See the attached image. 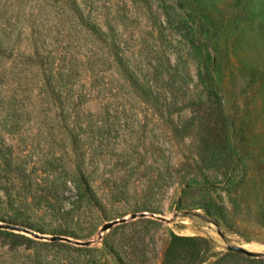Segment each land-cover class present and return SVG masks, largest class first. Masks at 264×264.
Here are the masks:
<instances>
[{
	"label": "rangeland",
	"instance_id": "1",
	"mask_svg": "<svg viewBox=\"0 0 264 264\" xmlns=\"http://www.w3.org/2000/svg\"><path fill=\"white\" fill-rule=\"evenodd\" d=\"M0 264H264V0H0Z\"/></svg>",
	"mask_w": 264,
	"mask_h": 264
},
{
	"label": "trees",
	"instance_id": "2",
	"mask_svg": "<svg viewBox=\"0 0 264 264\" xmlns=\"http://www.w3.org/2000/svg\"><path fill=\"white\" fill-rule=\"evenodd\" d=\"M123 75L127 81H129V86L131 87L132 92L134 93L135 97L142 102L146 103L147 105L152 106L156 111L160 113H167L169 115L173 114L174 112L181 111L184 108L191 107L192 110L195 112V106L197 105L196 99H190L184 104L179 105L178 103H173L172 105L168 104H159L156 97H154L153 92L143 83H141L140 79L137 77V74L134 73L132 70L127 71V69H123ZM198 76L200 83L204 86L206 90H209L210 93L218 94L219 86L218 82L214 79L212 72H202L198 71ZM79 96V95H78ZM78 96L76 99H79ZM69 101V110L74 111L76 106L78 105L77 101L72 94L68 97ZM169 106V107H168ZM163 107H166L165 109ZM79 118V116H77ZM98 201V198L95 199Z\"/></svg>",
	"mask_w": 264,
	"mask_h": 264
},
{
	"label": "water",
	"instance_id": "3",
	"mask_svg": "<svg viewBox=\"0 0 264 264\" xmlns=\"http://www.w3.org/2000/svg\"><path fill=\"white\" fill-rule=\"evenodd\" d=\"M146 214H147L146 212H142V213H140V216H145ZM136 216H137L136 213L132 214V217H136ZM126 220H127V218L123 217L121 219H115L113 221L106 222L102 225L101 231L104 232V231L108 230L109 228H111L114 224L119 223V222H124ZM59 239H63V237L58 236V235L52 237V240H59ZM64 239L70 240L69 238H64ZM228 249H230L232 251H236V252L246 254L248 256H258L259 255L258 253L254 252V251H252V250H250L244 246L237 245V244L228 245Z\"/></svg>",
	"mask_w": 264,
	"mask_h": 264
}]
</instances>
